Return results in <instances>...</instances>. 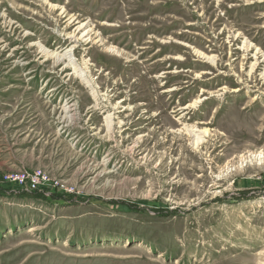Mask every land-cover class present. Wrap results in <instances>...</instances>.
<instances>
[{"label":"rangeland","instance_id":"1","mask_svg":"<svg viewBox=\"0 0 264 264\" xmlns=\"http://www.w3.org/2000/svg\"><path fill=\"white\" fill-rule=\"evenodd\" d=\"M0 264H264V0H0Z\"/></svg>","mask_w":264,"mask_h":264},{"label":"built area","instance_id":"2","mask_svg":"<svg viewBox=\"0 0 264 264\" xmlns=\"http://www.w3.org/2000/svg\"><path fill=\"white\" fill-rule=\"evenodd\" d=\"M26 177L35 178L36 181H38L39 178H41L39 175L30 176L27 171H23V172H21V175H19V177L16 176L14 178V180H22ZM36 185H37V183H35V182L32 185H24V189H26L27 191H34L37 188Z\"/></svg>","mask_w":264,"mask_h":264},{"label":"bare ground","instance_id":"3","mask_svg":"<svg viewBox=\"0 0 264 264\" xmlns=\"http://www.w3.org/2000/svg\"><path fill=\"white\" fill-rule=\"evenodd\" d=\"M79 27H81V25L78 26L76 30L80 29ZM69 50H71V49H69ZM67 53H68L67 51L64 53V57H65V59H66V57H67ZM182 109H183V110H187V109H188V106H187V107H183ZM182 114H183V112H182ZM187 131H188L189 133H191V134H194V137H193V144H194V145L198 144V143L201 141L202 137H203L202 135H205V134L207 133V130H205V129H203V131L199 132V133H202L201 136H200L199 133H198L197 131H195V130L189 129V130H187Z\"/></svg>","mask_w":264,"mask_h":264}]
</instances>
